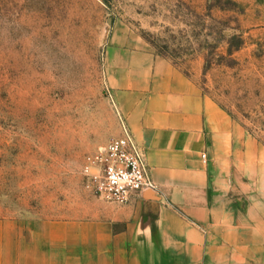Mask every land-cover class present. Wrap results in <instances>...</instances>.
<instances>
[{"label": "rangeland", "instance_id": "1", "mask_svg": "<svg viewBox=\"0 0 264 264\" xmlns=\"http://www.w3.org/2000/svg\"><path fill=\"white\" fill-rule=\"evenodd\" d=\"M152 57L232 119L230 154L208 166L229 170L264 250V0H0V219H52L96 196L85 159L121 136L113 97Z\"/></svg>", "mask_w": 264, "mask_h": 264}, {"label": "crops", "instance_id": "2", "mask_svg": "<svg viewBox=\"0 0 264 264\" xmlns=\"http://www.w3.org/2000/svg\"><path fill=\"white\" fill-rule=\"evenodd\" d=\"M145 64L113 98L158 189L127 204L87 190L70 214L0 219V264L264 263L260 225L234 206L229 170L208 166L219 149L230 154L232 119L170 60Z\"/></svg>", "mask_w": 264, "mask_h": 264}, {"label": "built area", "instance_id": "3", "mask_svg": "<svg viewBox=\"0 0 264 264\" xmlns=\"http://www.w3.org/2000/svg\"><path fill=\"white\" fill-rule=\"evenodd\" d=\"M120 120L121 136L86 157L84 174L96 196L110 203L127 204L143 191H156L158 187L126 118L120 114ZM203 157L207 159V154Z\"/></svg>", "mask_w": 264, "mask_h": 264}]
</instances>
